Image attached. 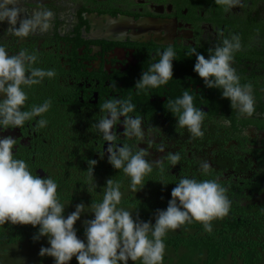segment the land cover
Here are the masks:
<instances>
[{
  "label": "flooded vegetation",
  "instance_id": "flooded-vegetation-1",
  "mask_svg": "<svg viewBox=\"0 0 264 264\" xmlns=\"http://www.w3.org/2000/svg\"><path fill=\"white\" fill-rule=\"evenodd\" d=\"M17 6L23 15L53 12L48 32L26 38L10 36L7 22H0V44L10 53L27 49L38 57L34 67L55 71L53 78L25 89V110L51 101L49 110L35 118L47 125L37 130L33 120L0 132V137L17 139L14 156L23 159L33 175L56 182L70 161L82 168L90 159L98 166L107 164L109 142L92 124L103 115L99 107L105 100L131 98L133 115L143 117L142 128L149 133L139 144L148 149L149 160H162L163 169L176 177L186 172L189 178H218L229 192L252 193V202L264 203V189L258 190L264 188V0H242V6L229 12L214 0H18ZM232 34L241 40L232 66L240 83L252 86L251 116L232 109L220 89L206 87L193 71L195 56L187 55L195 47L207 58L209 49ZM168 46L176 53L173 79L137 94L136 81ZM185 90L204 111L203 137L175 128L167 101ZM115 130L122 133L123 125ZM69 134L76 139L71 141ZM118 143L139 142L121 134ZM161 144L164 152L158 151ZM171 153L180 155L174 167L167 158ZM204 161L211 165L208 175L201 172Z\"/></svg>",
  "mask_w": 264,
  "mask_h": 264
},
{
  "label": "clouds",
  "instance_id": "clouds-1",
  "mask_svg": "<svg viewBox=\"0 0 264 264\" xmlns=\"http://www.w3.org/2000/svg\"><path fill=\"white\" fill-rule=\"evenodd\" d=\"M225 12L242 6V0H214ZM18 0H0V22H7L6 32L10 36L26 38L39 32L46 33L52 26L53 12L47 9L23 15L17 6ZM241 48L238 34L224 38L220 45L209 49L208 57L195 47L187 53L195 56L193 71L203 79L208 88L221 90L222 98L230 100V106L240 115L251 116L254 112V98L251 84H241L236 69L232 66L234 53ZM159 59L142 72L135 83L137 94L148 89L159 88L173 79L175 50L166 47L157 53ZM38 57L27 49L10 53L0 44V132L9 128H23L26 122L42 116L51 106L47 100L41 105H32L25 110L28 99L26 88L40 84L45 78H53L55 71L34 67ZM194 97L185 90L182 96L168 100L169 111L175 116V128L184 129L193 138L204 136L202 124L204 111L194 106ZM136 105L131 98L107 99L99 109L103 115L92 127L109 142L106 152L108 163L130 178V189L137 193L144 188V177L153 171V165L163 172L162 160H149L148 149L139 147L144 143L148 131L142 128L143 117L133 115ZM123 117V119H121ZM123 125V132L115 129ZM43 118L35 120V128L45 127ZM135 138V145L119 146L120 135ZM151 143V141H149ZM17 139L11 135L0 137V225H32L38 227L34 241L46 237L47 247L41 246L38 255L50 256L54 264H69L73 257L78 264H128L129 260L140 264H163L164 237L169 230H177L185 223L198 221L204 230L212 231L211 221L223 218L229 213L231 201L228 189L219 179L181 177L171 190V199L166 209H157L151 220L143 221L139 214L118 207L121 204V185L111 178L106 180L102 202L92 205L93 218L84 224V239L77 235L74 227L81 215L88 213L83 202L75 210L64 215L65 206L57 197V183L50 177L33 175L23 159L14 156ZM161 144L158 151L164 152ZM100 153V157H104ZM168 160L172 167L180 161L179 153H171ZM96 159L88 160L89 175L94 177ZM203 175H208L211 165L204 161L200 165ZM164 185L168 183L159 181ZM139 186V187H138Z\"/></svg>",
  "mask_w": 264,
  "mask_h": 264
},
{
  "label": "trees",
  "instance_id": "trees-1",
  "mask_svg": "<svg viewBox=\"0 0 264 264\" xmlns=\"http://www.w3.org/2000/svg\"><path fill=\"white\" fill-rule=\"evenodd\" d=\"M76 137L75 134L68 136L71 141ZM72 162L64 169V176L56 179L57 197L65 206L64 215L73 212L78 203L92 206L102 202L106 180L111 178L121 185L122 199L118 207L134 212V216L138 213L141 220L154 223L156 210L166 209L171 190L181 177L188 176L185 172L176 177L153 167V171L144 177V188L135 193L130 189V178L122 169H114L109 163L96 165L92 177L88 167H77ZM195 178L213 179L208 176ZM161 180L168 184H162ZM261 189L264 188L258 190ZM227 195L231 201L229 213L211 221V232L205 231L198 221L185 223L179 229L167 232L163 238L166 246L163 264H264V203L252 202L254 195L244 191L235 194L228 191ZM78 226H74L77 232L84 233V225ZM38 227L30 224L0 225V264L3 263V256L11 252V246L30 250L40 243L43 237L39 241L32 239Z\"/></svg>",
  "mask_w": 264,
  "mask_h": 264
},
{
  "label": "rangeland",
  "instance_id": "rangeland-1",
  "mask_svg": "<svg viewBox=\"0 0 264 264\" xmlns=\"http://www.w3.org/2000/svg\"><path fill=\"white\" fill-rule=\"evenodd\" d=\"M85 209L86 211H88V214L86 213L82 214L80 219L76 221L74 226L80 227L78 225H84L83 222L85 220L93 218L94 214H91L92 206L86 204ZM67 215L68 214H66L65 216ZM77 235L79 238L84 239V233L77 232ZM41 246H44V247L49 246L46 237H43L40 243L34 245L31 248L32 251L31 249L22 250L21 249L22 247L20 248L18 246H11V252L3 256L4 259H3V263L1 264H54V259L52 257L50 256L41 257L38 255ZM28 251H31V252H28ZM27 253L28 254L30 253L29 254L30 256H28ZM69 264H78V261L76 260L75 257H73L72 260L69 262ZM128 264H134V262L129 260ZM135 264H140V261H136Z\"/></svg>",
  "mask_w": 264,
  "mask_h": 264
}]
</instances>
